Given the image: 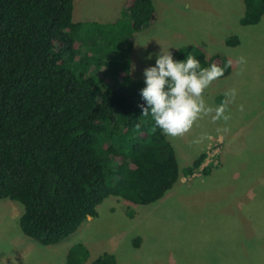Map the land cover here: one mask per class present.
Wrapping results in <instances>:
<instances>
[{"label": "trees", "instance_id": "16d2710c", "mask_svg": "<svg viewBox=\"0 0 264 264\" xmlns=\"http://www.w3.org/2000/svg\"><path fill=\"white\" fill-rule=\"evenodd\" d=\"M243 7L240 25L259 24L264 0H243ZM72 10L73 0H0V200L22 205L20 230L42 246L74 234L108 197L141 206L161 200L206 157L180 171L174 147L139 107H147L145 85L130 76L128 53L132 36L156 21L152 0H127V21L109 25L74 23ZM225 44L235 47L239 39ZM189 52L201 67H222L219 79L231 73L227 61L198 48L172 55L179 61ZM105 56L122 82L101 92L87 65L92 60L100 69ZM88 258V248L76 244L66 264ZM91 264L116 260L103 253Z\"/></svg>", "mask_w": 264, "mask_h": 264}, {"label": "rangeland", "instance_id": "374dc122", "mask_svg": "<svg viewBox=\"0 0 264 264\" xmlns=\"http://www.w3.org/2000/svg\"><path fill=\"white\" fill-rule=\"evenodd\" d=\"M152 1L157 11L155 23L131 39L128 58L135 66L130 71L133 79L144 81V68L155 65V54L161 48L171 52L173 47H194L207 58L217 55L231 65V73L215 80L204 92L207 103L217 106L227 89L237 90L229 105L227 125L204 117L184 136H166L180 171L217 141L218 165L207 177L198 171L182 177L161 200L150 205L108 197L97 207L96 217H88L74 234L52 246L24 236L19 227L22 205L0 200V264H66L67 251L76 244L88 248L86 264L103 253L113 255L116 264H264V15L259 24L244 27L239 23L243 0ZM124 3L73 0L72 21L126 22V13L119 10ZM231 36L239 39L235 47L225 44ZM124 39L118 42L123 47ZM82 49L88 47L83 44ZM150 53L152 59L147 60ZM240 56L247 60L243 72L236 63ZM109 61L106 56L100 58L103 66L99 69L98 63L88 60L101 92L105 86H121L122 79L113 74ZM223 127L230 130L218 131ZM202 134L206 138L193 143Z\"/></svg>", "mask_w": 264, "mask_h": 264}, {"label": "clouds", "instance_id": "9594fccd", "mask_svg": "<svg viewBox=\"0 0 264 264\" xmlns=\"http://www.w3.org/2000/svg\"><path fill=\"white\" fill-rule=\"evenodd\" d=\"M168 49L161 48L155 54V65L143 70L145 86L140 95L147 107L139 105L142 114L151 115L155 127L171 138L184 136L204 117L227 125L231 119L229 105L235 101L237 90L227 89L223 94L224 100L217 106L209 105L204 97L205 90L224 74V69L216 64L201 67L191 52L185 59L175 60ZM152 55L150 53L146 59L151 60ZM236 63L243 72L246 58L240 56ZM239 110L243 111V105ZM229 130L228 127L218 129L225 133ZM205 138L206 134H202L193 143H200Z\"/></svg>", "mask_w": 264, "mask_h": 264}, {"label": "built area", "instance_id": "2783aa9c", "mask_svg": "<svg viewBox=\"0 0 264 264\" xmlns=\"http://www.w3.org/2000/svg\"><path fill=\"white\" fill-rule=\"evenodd\" d=\"M219 145H220V143H218V141H217L214 145L208 147V150L205 154L206 155L205 160L202 163V165L200 166V168L198 169V172H201V170H203V168H205V167H208V166L215 167L218 165V153H219V148H220ZM201 167H203V168H201Z\"/></svg>", "mask_w": 264, "mask_h": 264}, {"label": "crops", "instance_id": "0c3cea01", "mask_svg": "<svg viewBox=\"0 0 264 264\" xmlns=\"http://www.w3.org/2000/svg\"><path fill=\"white\" fill-rule=\"evenodd\" d=\"M126 1L127 0H124V5H123V7L121 8V9H119V10H123L126 14H127V12H126ZM153 2V1H152ZM153 5H154V8H155V3L153 2ZM99 10H104V9H99ZM156 13H157V11H156ZM127 16V15H126ZM118 18V17H117ZM116 17L112 20V21H115L116 19H117ZM99 21V20H98ZM102 21H104V22H108V21H106L105 19L104 20H102ZM144 31V29L142 30V31H140V32H138V33H136L135 34V36L136 35H138V34H140V33H142ZM176 49H178V48H175V47H173L172 48V51H171V53L173 52V51H175ZM131 62V61H130ZM132 63H130V68H129V71H131L132 69H134L135 68V66L132 64Z\"/></svg>", "mask_w": 264, "mask_h": 264}]
</instances>
